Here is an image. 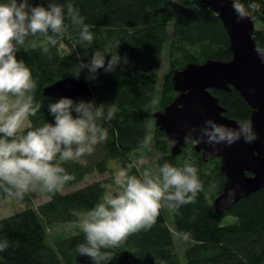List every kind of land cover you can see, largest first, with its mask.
<instances>
[{
    "label": "trees",
    "instance_id": "16d2710c",
    "mask_svg": "<svg viewBox=\"0 0 264 264\" xmlns=\"http://www.w3.org/2000/svg\"><path fill=\"white\" fill-rule=\"evenodd\" d=\"M234 1L245 7L254 26L260 24L252 37L258 51L264 54V0ZM54 2L65 9L70 3L78 11L93 34V43H82L80 28L65 17L66 30L55 46L48 45V55L42 51L47 37L41 34L30 37L16 52V58L24 61L36 82L34 103L42 105L35 116L29 117L25 133L45 122L54 123L48 105L59 99L45 96L44 89L73 78L77 64L88 63L98 50L118 54L126 62L122 60L112 72L98 69L95 80L87 79V69L81 72L78 80L91 88L90 101L115 109L112 120L98 121L108 130V137L94 146L91 155L61 163L72 179L60 192L53 195L44 191L48 200L43 204L0 219V240L6 239L9 244L0 252V264H94L90 257L76 251L79 244L86 242L83 232L50 239L48 230L76 222L77 213L87 212L101 202L106 190L103 186L111 185L112 178L73 188L94 174L109 172L110 161L119 162L122 168L133 165L129 174L139 178L136 153L150 142L157 151V173L165 162L178 168L188 162L196 167L202 190L194 203L181 205L176 212L171 210L170 221L166 218L165 204L151 229L128 236L119 247L102 249L114 256L108 264H264V189L217 214L207 190L212 184L216 196L222 193L224 176L219 170V160L204 163L192 142L179 155L172 156L165 134L155 127L151 117L154 112H162L177 96L171 84L174 73L187 64L232 59L228 36L219 18L196 0ZM29 3L47 7L49 0H29ZM165 53L167 71L158 86L155 74ZM110 58L105 56V67ZM210 93L218 99L226 117L237 122L250 121L251 109L235 90H210ZM7 198V193L0 189V204ZM180 232L190 233V239L178 238ZM176 240L184 247L181 255L176 252Z\"/></svg>",
    "mask_w": 264,
    "mask_h": 264
},
{
    "label": "clouds",
    "instance_id": "9594fccd",
    "mask_svg": "<svg viewBox=\"0 0 264 264\" xmlns=\"http://www.w3.org/2000/svg\"><path fill=\"white\" fill-rule=\"evenodd\" d=\"M233 8L239 19L247 18L248 12L241 3L234 2ZM65 17L80 28L81 42L91 45L93 34L70 3L66 9L54 0H49L47 7L32 6L29 0L0 3V189L9 197L22 199L37 189L53 195L60 192L72 179L61 163L91 155L94 146L108 137V130L98 121L114 118L113 107L61 97L48 105L54 123L45 122L41 127L23 131L25 122L35 116L42 105L34 103L36 82L24 61L16 58V52L30 37L41 34L47 37L42 51L48 55V45L55 46L66 30ZM106 55L111 58L105 67ZM122 60L126 62V58L118 54L98 50L88 63L75 66L72 77L78 80L87 69V79L95 80L98 69L112 72ZM237 125L233 129L206 120L199 130L198 142L202 140L215 146L231 145L241 138L245 142L255 139L250 121ZM189 138L190 135L185 137ZM132 167L130 164L115 172L113 184L103 186L106 190L101 202L81 220L86 242L79 244L76 251L90 257L94 264H108L114 258L111 252L102 249L119 247L128 236L151 229L165 204L176 212L181 205L194 203L202 190L197 169L188 162L182 168L165 162L158 174L145 170L139 178L129 174ZM177 237L188 241L190 233L180 232ZM8 246L6 239L0 240V252Z\"/></svg>",
    "mask_w": 264,
    "mask_h": 264
},
{
    "label": "water",
    "instance_id": "95a60500",
    "mask_svg": "<svg viewBox=\"0 0 264 264\" xmlns=\"http://www.w3.org/2000/svg\"><path fill=\"white\" fill-rule=\"evenodd\" d=\"M211 10L220 20L229 40L232 59L222 62L209 59L202 64H187L172 75L171 84L177 96L162 112H154V125L166 136L172 156H177L190 142L201 154L204 163L218 159L224 176L222 193L213 200L217 214L264 189V54L258 51L252 34L253 17L239 19L234 11V0H196ZM235 90L251 109L250 122L255 139L243 138L231 144L208 145L200 137V128L206 120L230 128L238 122L224 115V109L210 90ZM43 94L74 102H89L92 90L82 80L66 78L44 89ZM195 129V131H193ZM189 139H185L189 136ZM174 141V145L171 143ZM231 193V195H230Z\"/></svg>",
    "mask_w": 264,
    "mask_h": 264
},
{
    "label": "rangeland",
    "instance_id": "374dc122",
    "mask_svg": "<svg viewBox=\"0 0 264 264\" xmlns=\"http://www.w3.org/2000/svg\"><path fill=\"white\" fill-rule=\"evenodd\" d=\"M259 25H260L259 23H255V29H258ZM167 66H168L167 57L165 53L162 57L160 66L155 74L156 80L158 82V86L161 84L162 78L167 71ZM158 92H159V87H158ZM27 126H28V120L25 122L24 129L27 128ZM136 154L139 157L136 161L137 168L141 171V173L145 170H150L153 175L158 174L156 170V166H155V160L157 158V151L152 146L151 142L147 145L146 148L139 150ZM120 168L122 167L119 162L110 161L109 162V172L102 174V175L94 174L86 178L82 184L77 185L73 189H77L87 184H91L96 181L106 180L109 178H112V180H114L115 172ZM68 191H71V189L65 192H68ZM207 196L210 200L209 201L210 203H212L213 200L217 197L214 194V186L212 184L208 187ZM47 200L48 198L45 196L44 191L40 189L25 194L22 199H18L15 197H9L6 199V201L0 204V219L11 216L27 208H36L37 206L43 204ZM164 209L166 211V218L168 219V221H170L172 219L171 209H169L167 206H164ZM86 213L87 212L77 213L76 222L56 225L53 228L49 229L48 230L49 238L55 239L57 237H67V236H72L80 232H83L80 224H81L82 218L84 217ZM228 221H231V220L228 219ZM183 248L184 247L176 240L175 249L179 255H181Z\"/></svg>",
    "mask_w": 264,
    "mask_h": 264
}]
</instances>
